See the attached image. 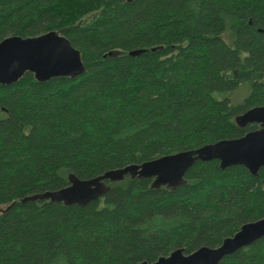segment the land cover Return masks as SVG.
<instances>
[{"label": "trees", "instance_id": "obj_1", "mask_svg": "<svg viewBox=\"0 0 264 264\" xmlns=\"http://www.w3.org/2000/svg\"><path fill=\"white\" fill-rule=\"evenodd\" d=\"M57 31L79 77L0 84V264L152 263L217 247L264 217V167L196 161L186 182L125 176L85 206L21 199L255 130L264 0H0V40ZM140 52L131 55L130 52ZM249 81L243 102L225 92ZM218 264H264V237Z\"/></svg>", "mask_w": 264, "mask_h": 264}, {"label": "water", "instance_id": "obj_2", "mask_svg": "<svg viewBox=\"0 0 264 264\" xmlns=\"http://www.w3.org/2000/svg\"><path fill=\"white\" fill-rule=\"evenodd\" d=\"M131 1V0H129ZM139 50L130 52L131 55ZM85 71L80 51L70 40L57 31H48L34 37L8 36L0 40V84L16 83L26 72L39 81L53 77H79ZM239 127L256 123L258 128L244 135L223 139L195 149L164 155L140 164H129L105 171L90 178L69 176V184L56 190H48L21 199V202L48 199L65 205L85 206L101 198L108 190V182L131 178H149L151 186L175 189L186 182L185 174L196 161L218 160L221 169L242 165L257 175L264 167V105L251 107L235 116ZM264 237V217L243 224L232 236L223 239L217 247L202 246L192 253L184 254L181 248L168 256L148 263L138 264H218L224 257L251 245Z\"/></svg>", "mask_w": 264, "mask_h": 264}, {"label": "rangeland", "instance_id": "obj_3", "mask_svg": "<svg viewBox=\"0 0 264 264\" xmlns=\"http://www.w3.org/2000/svg\"><path fill=\"white\" fill-rule=\"evenodd\" d=\"M250 91H251L250 82L245 81L233 90L225 91V92H215L214 94L219 98L222 97L229 98L232 104H238L243 102L244 98L249 95Z\"/></svg>", "mask_w": 264, "mask_h": 264}]
</instances>
